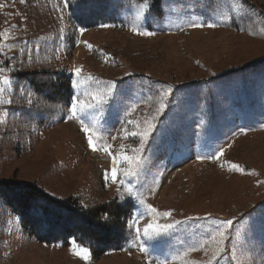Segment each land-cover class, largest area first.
Listing matches in <instances>:
<instances>
[{"label": "rangeland", "instance_id": "1", "mask_svg": "<svg viewBox=\"0 0 264 264\" xmlns=\"http://www.w3.org/2000/svg\"><path fill=\"white\" fill-rule=\"evenodd\" d=\"M79 1L69 0L65 6L64 0H17L8 21L0 17V31L8 29L11 36L6 42L11 49H4L6 56L0 53V60L9 59L0 67L11 69L5 74L12 86L4 96L13 101L0 104V116L7 111L0 123V179L36 183L54 197L74 194L87 204L112 198L132 202V219L143 213L138 218L141 229L151 222L148 204L172 211L171 218H158L160 223H183L170 235L147 241L149 255L131 246L136 233L128 225L123 250L94 260L86 248L89 259L84 260L74 254L73 243L48 245L31 238L18 217L1 209L0 264H147L150 257L181 264L174 260L177 254L207 239L228 219L234 223L219 264H264V0H162L160 12L152 0H110L112 23L73 28L67 22L69 8L75 9ZM208 23L217 26L192 27ZM105 24L114 27L101 26ZM133 27L155 35H139ZM19 32L28 50L15 43ZM22 54H32L27 57L32 63L70 74L73 99L79 91L73 87L77 66L85 76L115 81L119 102L114 99L93 110L85 123H95L100 142L112 144L116 153L123 144L131 154L139 144V137L122 138L124 126L135 130L126 119L151 120L160 104L166 105L145 144L144 167L138 178L128 181L144 203L119 184L105 181L112 159L89 148L80 120H67L70 106L43 105L40 113L34 111L35 117L54 111L49 128L36 121L15 126L20 111L11 73L27 64ZM137 104L135 113L126 117ZM221 148L225 154L219 160L206 158ZM231 164L245 172L232 170ZM189 259L206 257L198 251Z\"/></svg>", "mask_w": 264, "mask_h": 264}, {"label": "trees", "instance_id": "2", "mask_svg": "<svg viewBox=\"0 0 264 264\" xmlns=\"http://www.w3.org/2000/svg\"><path fill=\"white\" fill-rule=\"evenodd\" d=\"M152 1L156 4V11L160 12L162 0ZM14 2L17 0H0V5H4L0 7L2 19L8 21ZM111 3L110 0H80L75 9L69 8L71 15L67 22L73 28H93L103 23H112L113 12L109 8ZM13 27L20 30L16 25ZM15 36V43H19L20 47L25 46L23 50L30 48L27 44L24 45L25 37L22 32ZM31 55L22 54L27 64L23 69L11 73L16 108L20 111L14 118V123L20 128L36 121L39 127L49 128L54 111L45 110L44 117H35L34 111H42L43 105L46 108L69 107L73 100L72 76L56 67L32 63V60L27 59ZM8 60L7 58L4 62L7 63ZM29 94L34 100V105L30 107L27 102ZM39 105L42 108H37ZM1 209L18 217L23 230L36 241L68 246L75 240L77 244L90 250L94 260H98L111 251H121L126 247L127 228L134 217L135 207L132 202H121L117 198L87 204L74 194L54 197L36 183L0 179Z\"/></svg>", "mask_w": 264, "mask_h": 264}, {"label": "snow or ice", "instance_id": "3", "mask_svg": "<svg viewBox=\"0 0 264 264\" xmlns=\"http://www.w3.org/2000/svg\"><path fill=\"white\" fill-rule=\"evenodd\" d=\"M21 3H25L26 0H20ZM69 3V0H64L65 6ZM0 7H4V5H0ZM57 7H59L57 5ZM147 2L140 9V15L143 14L145 8H147ZM102 27H114V25H101ZM216 27L215 23L208 24H194L192 27ZM134 32H137L139 35L151 36L155 35L152 32H139L135 27L132 29ZM81 33L85 31V29H80ZM261 32H264V28H261ZM11 38L10 32L8 29H4L0 31V53H4L6 56L7 53L4 52V49L7 47L9 50L11 49V45L6 42ZM89 48H92V45H87ZM107 55V54H105ZM4 62L0 60V64ZM7 66L0 67V104L11 105L13 103L12 99L4 96L6 89L11 88L12 81L6 75L8 71H10ZM77 79L73 81V87L78 89L76 97L73 99L70 108L68 110L67 120L78 119L82 125V131L86 134L87 143L89 148L93 151H103L112 159V168L110 170H105L104 178L106 182H110L111 184H119L124 191L128 193L129 196L135 197L140 201V203H144L141 199L140 195L130 186L129 179L130 178H138L139 174L144 167L145 161L143 158V152L145 148V144L149 137L152 135V132L155 130L156 124L155 121L162 112V110L166 107L164 103L160 104V107L157 109L156 116H153L151 120L145 119L143 122L137 121L135 119H126V125H132L135 130L130 131L127 126L122 128V138L128 139L129 137H139L138 146L132 150V153L129 154L125 149V145L120 146L119 153L113 151V145L110 143H101L102 140L101 134L96 130L95 123L92 125L86 124L85 120L88 118V115L98 108H102L103 105L109 103V101H113L114 99L119 102L120 93L116 90L115 81H104L100 80L92 74L84 75L83 68L81 66H77L73 69ZM88 85V87H83L82 85ZM23 93V88L20 89ZM171 91L169 88L164 93V97L162 99H166L168 93ZM28 104L32 103V99L30 98V94L27 97ZM140 105H133L130 111L125 113V116H131L135 113L136 109L139 108ZM7 116V111L0 116V123H3L4 117ZM97 118L93 116V120L95 121ZM142 124L144 125L142 127ZM117 137L113 136L112 139L115 140ZM228 147H231L229 144ZM225 154V150L221 148L218 153L214 154L210 158L214 161H217ZM121 165H124L121 167ZM232 170H238L241 173L245 172V169L241 167L239 164H231ZM120 175H123L124 179H119ZM124 191H121V188L117 189V192L121 199L124 197ZM148 213L151 219V222L145 224L143 228L138 225V218L143 215V213H137V217L129 221V227L135 229V239L132 247H137L140 252L145 255H149V248L147 245V241L156 240L159 237L170 235L177 225L183 223L180 220H172L167 223H160L158 218H171L172 211H164L161 212L157 208L153 207L151 204L147 205ZM187 219H192L188 217ZM199 219V218H197ZM234 221L232 219H228L226 221H221L220 226L213 231L207 239H203L198 242V244H194L192 246L187 247L182 252L177 254L174 257V260L180 261L181 264H219L220 259L223 258V254L227 250L226 242L229 240L230 229L233 226ZM74 245V254L81 256L82 259H89V250L79 245H76L75 240H73ZM183 244V241L180 242ZM76 249H79L78 251ZM202 251L204 257L206 259H201L199 261L189 259L192 253ZM211 252V255L209 253ZM232 260H237L235 253L231 255ZM147 264H173L172 260L168 259H153L149 258Z\"/></svg>", "mask_w": 264, "mask_h": 264}]
</instances>
